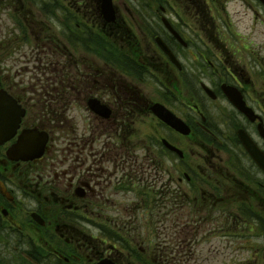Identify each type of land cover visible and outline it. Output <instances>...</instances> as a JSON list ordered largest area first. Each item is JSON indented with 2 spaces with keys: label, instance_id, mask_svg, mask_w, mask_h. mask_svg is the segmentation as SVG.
Segmentation results:
<instances>
[{
  "label": "flooded vegetation",
  "instance_id": "1",
  "mask_svg": "<svg viewBox=\"0 0 264 264\" xmlns=\"http://www.w3.org/2000/svg\"><path fill=\"white\" fill-rule=\"evenodd\" d=\"M102 2L0 0V91L24 111L17 136H48L35 160L7 158L17 137L0 147V251L35 264H137L136 252L139 264H200L202 246L226 255L237 239L247 264H264V39L237 33L229 12L244 8L261 37L262 1L112 0L114 22ZM115 239L127 247H103Z\"/></svg>",
  "mask_w": 264,
  "mask_h": 264
},
{
  "label": "rangeland",
  "instance_id": "2",
  "mask_svg": "<svg viewBox=\"0 0 264 264\" xmlns=\"http://www.w3.org/2000/svg\"><path fill=\"white\" fill-rule=\"evenodd\" d=\"M229 12H230V16H231V20H232V28L239 34L244 35V36H249L250 38L256 39H264V36H258V31L260 30V26L258 23V26L256 27V31L252 34L250 30H246V26H248L247 24H252L253 20H251V16L249 13L245 12L244 8H237V9H232L231 6L229 7ZM250 32V33H249ZM96 47V50L98 51V53L100 54H104L105 53V49H107L106 47H97L94 46V48ZM111 53L113 54V52L111 51ZM110 55V54H109ZM108 55V56H109ZM16 196H19V198L21 199L22 197V193H17L16 192ZM25 202V201H22ZM32 207L35 208V205L33 203H28L25 202L24 205V209H26V207ZM14 215L15 216H19V217H25L27 216L25 213V210H21L19 209V211H14ZM129 221H131L130 227L134 228L135 231L141 232L142 233V226H141V219L140 217L134 218H128L126 217ZM174 225H170L169 224V233L170 232H174L177 228L173 227ZM153 232H159L157 234V236H161L159 238H155L154 237V242L156 243H161L163 238L166 239H170L171 233L170 235H168V237H164V230L161 229H155L153 228L152 230ZM132 233V231H129ZM33 238V242L35 243L36 247L38 248V246H40L41 240H37L35 239V235H32ZM2 241H4L3 239L0 238V242L2 243ZM140 241H144V239L142 240H138V242ZM248 244V242H245ZM244 242H242V240H237V239H232L231 244H232V250L231 251H226V255L222 254L221 251L217 250V249H207L205 247L202 246L201 248V255L199 257V261L196 260L197 263L200 264H247V262H251L252 260V256L250 255V253L248 252V249L244 246L245 245ZM139 244V243H138ZM97 245V244H96ZM21 245L19 244H15V247H20ZM62 246H64V244H62ZM139 246V245H138ZM1 247V244H0ZM173 247V245L171 244H166L164 246V249H171ZM3 250V255L1 256L3 259H6L8 264H22L20 262L21 256L19 254L16 253V251H14V253L12 252V258L8 257L6 252H5V247L3 246L2 248ZM169 252V251H167ZM228 252V253H227ZM169 254V253H167ZM209 258V260L204 261L203 259ZM81 264H84V258H83V262ZM86 264V263H85Z\"/></svg>",
  "mask_w": 264,
  "mask_h": 264
},
{
  "label": "water",
  "instance_id": "3",
  "mask_svg": "<svg viewBox=\"0 0 264 264\" xmlns=\"http://www.w3.org/2000/svg\"><path fill=\"white\" fill-rule=\"evenodd\" d=\"M104 8V14L107 18V11H111L110 0H105ZM1 99L2 97H0V144H2L5 140H8L14 134V131L18 126L17 122L19 118V113L16 111V107L11 106V103L8 99L4 98L3 101ZM156 112L159 114L160 117L167 120L169 124L177 130L187 132V130L184 129V125L180 121L176 120L170 115H167L164 112H161V110H156ZM38 137L39 136L32 133H23L20 136L18 142L14 144V146L9 150L8 154L13 159L18 158L13 157L14 154H17L22 159H29L39 156L43 150L44 142L38 140ZM240 137L243 140V137L241 135ZM23 152H27L26 156L22 155ZM98 264L113 263L109 260H102Z\"/></svg>",
  "mask_w": 264,
  "mask_h": 264
},
{
  "label": "trees",
  "instance_id": "4",
  "mask_svg": "<svg viewBox=\"0 0 264 264\" xmlns=\"http://www.w3.org/2000/svg\"><path fill=\"white\" fill-rule=\"evenodd\" d=\"M91 49H94V47H92ZM93 52H95V51H93ZM111 53V51L110 50H108V49H105V53L103 54V56L104 57H108V55ZM101 56V55H100ZM102 57V56H101ZM42 264H45L44 262H42Z\"/></svg>",
  "mask_w": 264,
  "mask_h": 264
}]
</instances>
